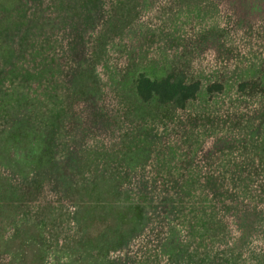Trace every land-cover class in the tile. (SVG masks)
<instances>
[{"label":"rangeland","instance_id":"374dc122","mask_svg":"<svg viewBox=\"0 0 264 264\" xmlns=\"http://www.w3.org/2000/svg\"><path fill=\"white\" fill-rule=\"evenodd\" d=\"M79 1L37 0L21 18L16 16L25 31L16 49L28 59L36 58L39 63L32 64L40 66L36 72V66L28 64L26 88L37 81L47 88L41 91L49 90L62 104L53 146L39 163L30 151L44 118L13 114L10 106L0 112V240L15 239V250L27 241L32 224L41 227L64 207L75 212L78 203L56 186L62 167L77 169L69 162L72 156L93 169L100 162L120 165L117 176L145 185L146 193L155 195L156 235L148 242L141 237L124 250L95 252L98 264H147L149 258L152 264H174L162 253L170 229L187 242V221L196 204L202 205L194 200L187 205L189 187L175 182L205 179L227 185L234 181L221 205L230 208L226 222L231 245L228 249L227 243H217L212 256L229 260L234 255L239 264L264 257V102L239 99L234 93L236 98L201 93L186 109L173 111L142 104L127 85L140 72L158 77L172 67L201 82L233 83L246 72L254 80L264 76V0ZM124 1L128 13L115 17ZM8 21L10 29L1 28L0 40L8 31H17ZM0 46L14 51L6 41ZM12 89L9 82L0 84V97L9 99ZM256 129L260 133H254ZM144 148L148 151L141 157ZM192 192L202 194V187ZM167 196L176 206L169 223L160 207ZM137 198L132 195V201ZM117 199L116 205L122 206V197ZM34 242V250L41 244L49 249L42 237ZM52 245L56 247L55 241ZM150 248L160 260L150 255ZM25 249L17 250L15 257L1 254L0 264L42 261L34 262L36 255L43 256L41 250Z\"/></svg>","mask_w":264,"mask_h":264},{"label":"trees","instance_id":"16d2710c","mask_svg":"<svg viewBox=\"0 0 264 264\" xmlns=\"http://www.w3.org/2000/svg\"><path fill=\"white\" fill-rule=\"evenodd\" d=\"M36 1L0 0V31L2 27L10 29L9 19H11L12 27H17L14 34L10 30L5 33L6 37L0 40V42L6 41L8 45H11L10 47H14V51L9 52L6 47L0 46V69L1 71L3 69L2 74H0V84L9 82L13 87L12 91L7 94L9 99L0 97V112L7 111L8 106H10L9 111L13 114L29 113L35 116L40 114L44 118L43 128L36 130L41 134L37 137L38 140L33 147L34 149L30 151V156L39 163L44 159L45 152L51 150L50 148L53 146L52 133H56L60 127L62 103L58 102L49 90L44 93L47 90L45 85L41 86L44 87V92L41 91L37 81H35L36 86L34 87L26 88L25 86L26 81H29L26 75L28 64L36 66L32 62H39L36 58H26L23 53L16 49V44H19L25 35V31L22 30L24 26L17 20L16 16L21 18L28 10L25 8H28L31 2L35 3ZM122 5L124 7L119 6L123 8L122 12H117L119 7L115 9V17L128 13L129 9L125 8L127 2L124 1ZM84 6H87V3H83L82 7ZM115 17L113 16L114 19ZM14 18L16 21L13 20ZM2 35L4 34L0 32V36ZM38 68L40 66L34 68L36 72H39ZM248 73L250 72L239 76L233 83H225L222 80L207 82L202 80L201 82L189 77L185 70L172 67L158 77L149 76L147 71L140 72L134 75L127 85L129 89H132L131 92L134 97L142 104L156 103L158 106L173 111L186 109L201 93L202 97L226 94L225 97L228 98H236L237 96L239 99L262 104L264 102V76L254 80L255 76L247 77ZM36 77H40V74L37 73ZM38 82L41 83V79H38ZM79 89L83 91L86 87ZM1 94L0 91V96ZM27 114L25 117H28ZM18 122L20 125L25 124L24 119ZM254 133H260V131L256 129ZM21 143L20 141L19 144ZM261 144H264V137ZM147 151L148 148L142 149L140 156L144 157ZM119 155L121 153L117 154L118 157ZM111 157L114 158V154H109V158ZM104 159H106L105 156ZM69 162L77 169L65 170L62 167L63 171L59 172L62 175L56 174V186L58 189L60 185L61 192L75 200L78 203V208L74 213H68L64 207L56 215L57 218L47 220L45 224L43 223V227L32 224L28 236H26L27 241L23 246L18 245L15 250L13 246L16 242L15 239H7L3 236L0 240V255L10 254L15 257V252L22 249L26 250L25 247L34 250V245H38V242L34 241L42 237L49 249L45 250L40 243L42 247L35 250H41L43 256L36 255L34 262L42 260L39 264H98V261L93 259V253L106 252L109 254L111 251L124 250L130 248L133 242L141 237L148 242L151 237L156 235L158 228L155 227L157 218L155 211H158V208L153 207L155 206V195L146 193L145 185H135L132 180H124L117 176L116 174L121 167L120 165L112 166L110 161L109 163L100 162L95 169L92 168V165L80 162L76 157L70 156ZM128 165L129 163L125 167ZM80 172H90L91 174L76 176V173ZM42 173L48 176L47 171L42 170ZM35 181L38 182V180ZM233 182H228L229 189L227 183L219 179H205L202 182L195 180L185 183L175 182L181 188L189 187L190 191L185 193L187 205L193 204L191 200H194L195 203L202 201V205L199 204L198 207L196 204L187 221V242L178 236L176 237V233L170 229V237L162 249L166 259L174 264H199L201 261L202 264H239L234 255L229 260L222 259L220 255L212 256L214 246L217 243H227L228 249L231 245L227 241L226 222V212L230 208L221 205L224 204L225 197L229 196L230 191L233 190L231 188ZM196 186L202 187V194L196 195L192 192ZM132 195H138L136 201H132ZM118 196L123 199L122 206L116 205ZM162 203L160 207L162 206L163 213L169 223V216L175 214L176 206L168 196L163 199ZM18 236H21L20 232H18ZM53 241H55L56 247H53ZM150 250V255L160 260V256L154 255L151 248ZM200 252H202V257L199 256ZM72 258L74 259L72 260ZM75 260L77 262H74ZM148 260L147 264L153 263V259L149 258ZM255 260L256 262L253 264H264V257H257ZM11 264H15V262L12 261Z\"/></svg>","mask_w":264,"mask_h":264}]
</instances>
